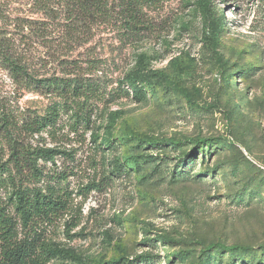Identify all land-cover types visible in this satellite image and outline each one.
<instances>
[{
    "label": "rangeland",
    "instance_id": "374dc122",
    "mask_svg": "<svg viewBox=\"0 0 264 264\" xmlns=\"http://www.w3.org/2000/svg\"><path fill=\"white\" fill-rule=\"evenodd\" d=\"M197 1L160 0L131 29L118 0H0V53L34 80H77L92 94L66 108L55 131L25 137L61 152L39 166L64 182L24 184L44 193L58 186L65 210L24 226L2 176L0 206L18 223V242L36 236L88 264H140L139 256L149 257L142 264H264V0H211L209 18ZM215 19L223 20L217 47L208 29ZM140 58L188 97L157 86L136 99L124 81ZM61 102L26 87L0 60L1 116L21 121ZM79 109L88 125L76 122ZM112 116L110 145H100ZM1 126L0 117V173L10 155ZM135 137L180 147H139ZM137 155L138 168L125 162ZM190 155L195 163L181 174ZM4 245L0 237V264ZM232 246L245 249L241 260L221 250Z\"/></svg>",
    "mask_w": 264,
    "mask_h": 264
},
{
    "label": "trees",
    "instance_id": "16d2710c",
    "mask_svg": "<svg viewBox=\"0 0 264 264\" xmlns=\"http://www.w3.org/2000/svg\"><path fill=\"white\" fill-rule=\"evenodd\" d=\"M81 2H91V5L97 4L102 6L108 4L109 0H80ZM121 3L122 17L124 23L128 27L136 28L143 19L141 12L146 6H150L158 3L160 0H118ZM211 0H198L197 10L205 18L211 16ZM82 6V4L80 5ZM223 24L222 19H215L214 22H209V36L213 42V46H218V35L221 31ZM0 60L11 71L13 76L23 82L29 89L41 94L53 95L61 99V103H54L48 106L44 114H26L21 121H16L10 116H4L0 114L2 121V129L4 132L5 144L9 149V159L4 164L2 173H0V184L5 180L2 176L7 175L8 182L12 187V194L10 195V201L18 214L22 224L32 225V223L40 220H49L57 216L63 210L66 209V202L61 200L57 195L56 189L58 186H49L46 189V193L39 189H30L25 187L24 181L27 179L42 180V178L50 177L53 182L59 185L66 180L65 176H49L45 174L43 168L39 166V162L55 163V157L61 152L52 148L34 147L31 144L24 143L27 135L35 136L41 135L44 132L51 133L56 130L58 122L61 117V113L66 112V108L75 109L74 105L79 106V102L82 98H86L92 95L89 92V88L77 80L65 81V80H44L37 81L32 79L23 67L19 65L15 60L11 59V53H0ZM138 68L135 71L130 72L124 83L127 84L132 95L139 101L144 99L147 95L146 91H149L153 95L157 86H170L172 82L169 76L162 71H153L145 66V61L140 58L138 61ZM181 94H187L184 90H181L177 86H173ZM68 105H73L67 107ZM84 108V107H83ZM79 109V113L76 112L75 116L79 125H88L86 121L87 111ZM117 116H112L109 120V126L101 138V144L110 145L113 137L112 126L117 121ZM129 139V138H127ZM136 141L139 147L160 148L163 146H172L179 148L180 144L175 141H156L147 137H135L129 141ZM127 142V140H126ZM143 155H137L136 157L127 156L126 163H133L135 167L140 166ZM149 158V157H146ZM181 165L179 168L183 169L181 174L184 173V169L194 165L192 156H186L179 162ZM117 170H121L120 166H116ZM201 176V175H199ZM26 179V180H25ZM5 186V185H4ZM17 226L18 223L7 215V212L0 206V237L5 241V250L3 251V264H48L55 258L68 260L71 264H88L82 258L77 256L73 250L60 248L56 245H42L39 246V240L32 238L31 240H24L23 242L17 241ZM40 249V252L38 250ZM221 250L227 251L232 256L233 261L239 260L241 253L245 251L244 248L239 246L221 247ZM209 259L210 255H205ZM124 258L118 260H112L109 262L100 261L95 264H126L123 261ZM148 256H139L134 261L140 264L148 262ZM241 260V259H240Z\"/></svg>",
    "mask_w": 264,
    "mask_h": 264
}]
</instances>
